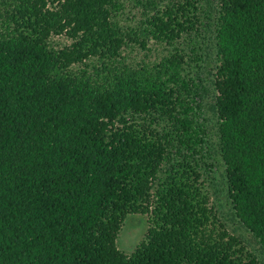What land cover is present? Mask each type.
Instances as JSON below:
<instances>
[{
  "label": "trees",
  "instance_id": "trees-1",
  "mask_svg": "<svg viewBox=\"0 0 264 264\" xmlns=\"http://www.w3.org/2000/svg\"><path fill=\"white\" fill-rule=\"evenodd\" d=\"M135 1L138 27L116 20L121 0H0V264H259L189 160L204 137L178 44L215 34L229 196L264 246V0ZM151 40L170 50L127 62ZM143 215L126 254L119 234Z\"/></svg>",
  "mask_w": 264,
  "mask_h": 264
},
{
  "label": "rangeland",
  "instance_id": "rangeland-1",
  "mask_svg": "<svg viewBox=\"0 0 264 264\" xmlns=\"http://www.w3.org/2000/svg\"><path fill=\"white\" fill-rule=\"evenodd\" d=\"M123 9L116 16V20L124 27H138L145 19L147 11L144 6L136 3L135 0H121ZM218 0H203V4L209 10H213L211 5H215ZM166 1L160 3V7ZM206 30V29H205ZM199 33V34H198ZM196 33L194 46L195 52L191 51V46L187 41L181 40V48L187 53L185 66L186 72L192 78V85L195 91L193 105L195 108V121L203 130L204 142L198 147V152L189 158L192 164L200 172L205 190L210 198V206L232 233L238 236L247 250L252 252L259 261L264 264V246L254 233L247 228L236 215L232 200L229 196L228 181L226 176V165L223 161L219 126L220 119L216 108L217 90L214 85L216 66L218 63L217 46L215 34L211 29ZM71 43L66 35H54L51 44L55 48L63 47ZM170 50L169 46L151 40L148 50L139 47L127 48L124 54L127 62L137 65L160 60ZM89 65L97 63V60L86 61ZM78 64L75 67H81ZM189 154V153H188ZM150 216L143 215L139 223H126L122 228L117 244L126 254H131L137 246L145 239L150 227Z\"/></svg>",
  "mask_w": 264,
  "mask_h": 264
}]
</instances>
